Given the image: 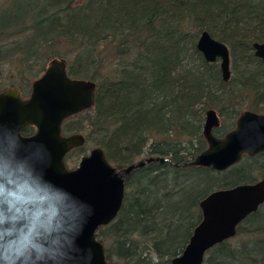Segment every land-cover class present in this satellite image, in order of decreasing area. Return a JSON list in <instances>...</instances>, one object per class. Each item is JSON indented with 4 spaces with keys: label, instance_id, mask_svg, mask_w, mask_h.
<instances>
[{
    "label": "trees",
    "instance_id": "trees-1",
    "mask_svg": "<svg viewBox=\"0 0 264 264\" xmlns=\"http://www.w3.org/2000/svg\"><path fill=\"white\" fill-rule=\"evenodd\" d=\"M21 1L0 11V85L27 93L52 58L66 61L70 77L95 82L93 107L63 122L64 133L85 136L66 157L99 146L117 169L143 154L168 159L125 176L121 208L96 237L112 264H171L206 194L252 182L254 172L264 179V153L223 171L181 165L206 146L208 108L220 115V136L242 110L264 113V62L252 48L264 42V0ZM203 30L228 46L227 82L196 49ZM203 264H264V203Z\"/></svg>",
    "mask_w": 264,
    "mask_h": 264
},
{
    "label": "water",
    "instance_id": "water-1",
    "mask_svg": "<svg viewBox=\"0 0 264 264\" xmlns=\"http://www.w3.org/2000/svg\"><path fill=\"white\" fill-rule=\"evenodd\" d=\"M252 48L254 55L264 62V42H253ZM196 49L206 62L219 61L221 79L227 82L231 75L228 46L203 30L197 38ZM95 91V82L70 77L66 61L61 58H52L47 63L42 74L32 81L27 98H22L16 87L0 90V128H10L26 144L45 145L51 155V166L46 170L45 179L88 211L86 222L76 237L77 264H112L106 259L104 245L96 237V231L117 216L123 202L125 176L147 163L168 160L162 156H147L117 169L108 161L104 150L96 146L80 158L76 167H67V153L83 146L85 136L80 132L64 135L62 123L66 118L92 108ZM219 124L216 110L208 108L202 126L206 146L182 166L223 171L244 155L254 156L264 151V113L242 110L234 127L222 136H216L213 130ZM25 126H33L35 131L23 135L21 131ZM263 203V179L212 190L200 200L201 219L182 252L170 263L203 264L205 253L233 238L237 226Z\"/></svg>",
    "mask_w": 264,
    "mask_h": 264
},
{
    "label": "clouds",
    "instance_id": "clouds-1",
    "mask_svg": "<svg viewBox=\"0 0 264 264\" xmlns=\"http://www.w3.org/2000/svg\"><path fill=\"white\" fill-rule=\"evenodd\" d=\"M51 155L0 128V264H77L88 211L45 179Z\"/></svg>",
    "mask_w": 264,
    "mask_h": 264
},
{
    "label": "rangeland",
    "instance_id": "rangeland-1",
    "mask_svg": "<svg viewBox=\"0 0 264 264\" xmlns=\"http://www.w3.org/2000/svg\"><path fill=\"white\" fill-rule=\"evenodd\" d=\"M10 0H0V11H2L3 9H5V10H11L12 9V7L10 6V4H11V2H9ZM24 0H22L21 1V4H22V2H23ZM79 1V0H78ZM20 4V5H21ZM218 65H219V61H217L216 62ZM230 73H231V76H230V78H232V77H234V74H233V72H232V69H231V64H230ZM3 83V82H2ZM1 83V85H0V88H6V87H9V85L7 84V83H3L2 84ZM78 114V113H77ZM73 116V115H72ZM71 117V116H70ZM69 118V117H68ZM204 118H205V114H204V116H203V121H202V125H203V123H204ZM74 133V132H73ZM83 135H84V133L83 132H81ZM93 148V147H92ZM91 149V147L90 146H88V148H83L82 149V151L80 150V151H78V152H75V153H72V154H70L69 156H67L66 157V160H65V163H66V166L67 167H69V168H74V167H76L77 165H78V163H79V161H80V158L83 156V155H85V154H87L88 152H89V150ZM84 151V152H83ZM69 157V158H68ZM144 157H147L145 154H143L140 158H138L137 159V161L139 160V159H142V158H144ZM254 175H255V177H257L256 179H260V177L257 175V173L256 172H254ZM102 227V226H101ZM100 228V227H99ZM96 233H97V231H96Z\"/></svg>",
    "mask_w": 264,
    "mask_h": 264
},
{
    "label": "flooded vegetation",
    "instance_id": "flooded-vegetation-1",
    "mask_svg": "<svg viewBox=\"0 0 264 264\" xmlns=\"http://www.w3.org/2000/svg\"><path fill=\"white\" fill-rule=\"evenodd\" d=\"M230 76H231V75H230ZM229 79H230V78H229ZM3 89H5V88H3ZM3 89L0 88V90H3ZM17 89H18V88H17ZM18 90H19V89H18ZM19 91H20V95H21L22 98H27V97L29 96L30 92H31V86H30V88H29V90H28L27 93H24V92L21 91V90H19ZM81 112H82V111H81ZM216 112H217V111H216ZM79 113H80V112H79ZM260 113H262V112H260ZM217 114H218V116H219L220 124H221V118H220V115H219L218 112H217ZM66 119H67V118H66ZM66 119H65V120H66ZM65 120H64V121H65ZM64 121H63V122H64ZM220 124H219V126H220ZM62 125H63V123H62ZM219 126H218L217 128H219ZM217 128H215V129L213 130V133H214V135H216V136H220V134H219V135H218V134H215V131H216ZM62 133H63L64 135H68V134H71V133H73V132H67V133H64L63 130H62ZM80 133H81V132H80ZM221 136H222V135H221ZM74 149H75V148H74ZM72 150H73V149H72ZM262 153H264V151L261 152V153H258V154H262ZM258 154H256V155H258ZM256 155H254V156H246V155H244V156H246V157H250V158H251V157H255ZM244 156H243V157H244ZM243 157H242L239 161H241V160L243 159ZM239 161H238V162H239ZM238 162H237V163H238ZM237 163H236V164H237ZM234 165H235V164H234ZM142 167H143V166H142ZM230 167H231V166H230ZM260 179H262V178H260ZM260 179H255L254 181H256V180H260ZM263 180H264V179H263ZM254 181H252V182H254ZM258 209H259V208H258ZM248 216H249V215H248ZM237 227H238V226H237ZM236 233H237V232H236ZM234 237H235V236H234ZM204 258H205V257H204Z\"/></svg>",
    "mask_w": 264,
    "mask_h": 264
}]
</instances>
